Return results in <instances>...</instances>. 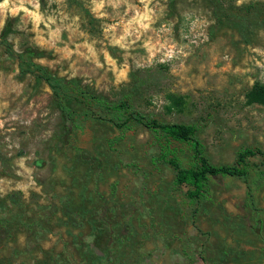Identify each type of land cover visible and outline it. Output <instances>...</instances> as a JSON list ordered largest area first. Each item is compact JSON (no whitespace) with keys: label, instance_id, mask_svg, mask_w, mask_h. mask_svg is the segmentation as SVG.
Masks as SVG:
<instances>
[{"label":"rangeland","instance_id":"374dc122","mask_svg":"<svg viewBox=\"0 0 264 264\" xmlns=\"http://www.w3.org/2000/svg\"><path fill=\"white\" fill-rule=\"evenodd\" d=\"M98 3L0 9L24 58L0 45V264H264V155L192 197L167 161L197 167L191 143L145 126L193 124L214 165L264 151V104L247 102L264 0H151L147 29L141 0Z\"/></svg>","mask_w":264,"mask_h":264},{"label":"trees","instance_id":"16d2710c","mask_svg":"<svg viewBox=\"0 0 264 264\" xmlns=\"http://www.w3.org/2000/svg\"><path fill=\"white\" fill-rule=\"evenodd\" d=\"M0 45H3L4 50L9 55L18 56L23 62L22 56L15 54L12 50L11 45L5 39L0 40ZM24 69V68H23ZM22 68L21 70L24 71ZM37 76L43 78L49 85L55 89L56 93L65 94L63 88H61L60 83L52 82V78L50 76L45 75L44 73H36ZM59 90V91H58ZM78 97V96H75ZM86 98L85 96L82 97ZM178 102V101H176ZM247 102L248 103H261L264 104V83L263 84H255L251 90L247 94ZM88 105L89 101L87 102ZM92 107H94L92 105ZM114 107H125L127 108L126 103H120L118 105H114ZM145 126L159 130L170 136L175 140L180 141H188L191 143L195 154L197 156V160L199 162L197 167L192 168H181L174 158H169L167 161L176 169V177L175 182L178 184H188L193 186V189H189L188 193L192 197H197L199 192L202 190L205 180L209 176L215 175H229V176H245L246 175V161L249 157L255 156L257 154L264 155V151L259 148H245L238 153L236 164H221L214 165L212 164L207 157L202 153L200 142L197 138L194 137V133L196 127L193 124H184V123H168V122H160L158 120L152 119L145 122Z\"/></svg>","mask_w":264,"mask_h":264},{"label":"clouds","instance_id":"9594fccd","mask_svg":"<svg viewBox=\"0 0 264 264\" xmlns=\"http://www.w3.org/2000/svg\"><path fill=\"white\" fill-rule=\"evenodd\" d=\"M10 0H3L2 3H0V9H4L9 5ZM29 2H31V0H29ZM95 2V0H94ZM110 3H112L113 7H119L120 3L123 2L125 4L128 3V0H109ZM243 0H237V3L240 4L242 3ZM141 3L144 4L145 6V12L143 14H140L139 12L137 13V15L133 18V20L135 21V23L139 24L141 28L147 29L149 27V25L147 23H144V21L150 20V15L149 13L151 12V9L148 8V4L151 3V0H141ZM23 5V0H21V6ZM104 6V0H99V3L96 5V9L94 10H98L99 8H102ZM38 7V5H37ZM129 7L131 8L132 5H129ZM13 13H15L17 11L16 8L12 9ZM25 11H27V9H25ZM35 19L37 21H39L40 17L37 16L35 13H33ZM132 21L129 22V24L131 25ZM131 33L128 31V29H125V35H130ZM124 37H121L120 40H116L114 41V43L116 44H120L121 40H123ZM124 45L121 44V47H123ZM168 55H171V53H168Z\"/></svg>","mask_w":264,"mask_h":264}]
</instances>
